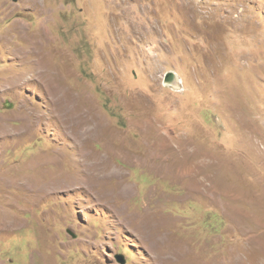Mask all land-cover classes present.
<instances>
[{
    "label": "rangeland",
    "instance_id": "1",
    "mask_svg": "<svg viewBox=\"0 0 264 264\" xmlns=\"http://www.w3.org/2000/svg\"><path fill=\"white\" fill-rule=\"evenodd\" d=\"M149 214L189 264H264V0H0V264H157Z\"/></svg>",
    "mask_w": 264,
    "mask_h": 264
},
{
    "label": "bare ground",
    "instance_id": "2",
    "mask_svg": "<svg viewBox=\"0 0 264 264\" xmlns=\"http://www.w3.org/2000/svg\"><path fill=\"white\" fill-rule=\"evenodd\" d=\"M33 48V47H32ZM31 48V49H32ZM34 52V51H33ZM13 54V53H12ZM31 54V53H30ZM36 54V53H35ZM27 55V54H26ZM36 59V58H35ZM32 62V61H31ZM36 63L35 67L36 69H38V71H41L44 69V64L39 60V61H35ZM40 63V64H39ZM42 65V66H41ZM31 67V66H30ZM42 67V68H41ZM46 71V70H45ZM44 71V72H45ZM48 71V70H47ZM50 72V71H49ZM48 73V72H47ZM51 73V72H50ZM39 72L35 75L38 76ZM34 75V76H35ZM52 75V74H51ZM50 75V76H51ZM47 74H40V77L42 78H47L46 77ZM49 76V75H48ZM26 77V76H25ZM52 77V76H51ZM53 79V78H52ZM38 80V79H37ZM46 80V79H45ZM41 81V80H40ZM58 81V80H57ZM42 82V81H41ZM49 81H47V88L49 90V92L47 93H50L51 95H56L57 92L55 90H53L49 85L50 83L48 84ZM56 84V83H55ZM58 85V84H56ZM59 87V86H58ZM60 90V88H59ZM60 92V91H59ZM59 95V94H58ZM65 95V94H64ZM51 97V96H50ZM56 97V96H55ZM65 97V96H64ZM53 99V97H52ZM62 99V98H61ZM87 101V100H86ZM64 102V101H63ZM67 108L69 107H66V108H62V110L64 111V114H65V117H67V122L70 121V125L75 127V126H78V127H81L83 126L84 128L82 129H86V132L88 131V129H90L89 124L90 122L88 120H83L81 121L80 118L81 117H74L73 115V118L71 120V117H70V114H71V110H68ZM71 108V107H70ZM31 109V108H30ZM32 111V110H31ZM35 112V111H34ZM80 112V111H79ZM85 112V111H84ZM28 113V112H27ZM86 113V112H85ZM89 115V114H88ZM93 115V114H92ZM33 118V117H32ZM93 120V119H92ZM91 121V120H90ZM36 127V126H35ZM88 127V128H87ZM27 128V127H26ZM31 128V127H30ZM92 128V127H91ZM36 129V128H35ZM96 128L95 129H91V132H95ZM90 131V130H89ZM25 133V132H24ZM81 135V134H80ZM90 136V135H89ZM88 136V138H89ZM98 138V137H97ZM96 139V138H95ZM105 139V138H104ZM92 140V139H91ZM84 141V140H83ZM94 141V140H93ZM88 142V141H87ZM83 144V143H82ZM96 156V155H95ZM95 158V157H94ZM91 161V160H90ZM89 164V163H88ZM98 165V164H97ZM97 165H88V166H84V169H83V173L84 175L82 177H80V179H76V183H78L80 186L82 184L84 185H88L90 188H93V189H97L98 186H101L102 184H106L105 181L102 182L103 179H99L98 178V175L101 173L100 171V167L97 166ZM103 165V164H102ZM105 170V169H104ZM114 177V175H113ZM116 177V176H115ZM73 178V177H72ZM120 178V177H119ZM118 179V178H117ZM75 179H73V182H74ZM120 180V179H119ZM109 181V180H108ZM72 182V181H71ZM101 182V183H99ZM75 183V182H74ZM200 185V184H199ZM105 187V186H104ZM102 188V187H101ZM100 190V189H99ZM109 190V189H108ZM123 190V188H122ZM103 191V190H102ZM101 191V193H102ZM130 190L128 188L125 189V191H121L124 195V194H127ZM106 192V191H105ZM104 193V192H103ZM105 194V193H104ZM121 195V194H120ZM103 196V195H102ZM125 196V195H124ZM123 196V197H124ZM197 198V197H196ZM101 206V205H100ZM148 216H151L150 214L147 215L146 217H141L142 221L147 225L146 227H138V225L136 224L137 223V219L134 218V221H133V218L132 216L130 215L129 219H128V222H129V226H131V229L134 230L136 232V234L139 235L140 237V241L145 245L147 246V248L149 249V252L150 254L153 253V259H154V262L157 263V264H189L187 263L186 260H184V255L181 251H178L177 248H175V244L172 243V240H170L168 238L167 235L165 234H160L159 233V228L157 225L154 224L153 220L148 217ZM125 219V218H124ZM140 221V220H139ZM11 222H7V223H4V224H0V228H5L4 230H8L10 227L14 226L12 223L10 224ZM3 230V229H2ZM11 230V229H9ZM8 230V231H9ZM162 231V230H161ZM171 237V236H170ZM179 249V248H178ZM180 250V249H179ZM251 255V254H250ZM257 255V254H256ZM184 260V261H183ZM197 262V261H196ZM194 263V262H193Z\"/></svg>",
    "mask_w": 264,
    "mask_h": 264
},
{
    "label": "water",
    "instance_id": "3",
    "mask_svg": "<svg viewBox=\"0 0 264 264\" xmlns=\"http://www.w3.org/2000/svg\"><path fill=\"white\" fill-rule=\"evenodd\" d=\"M117 260L120 264H126L125 258L122 255H119Z\"/></svg>",
    "mask_w": 264,
    "mask_h": 264
}]
</instances>
